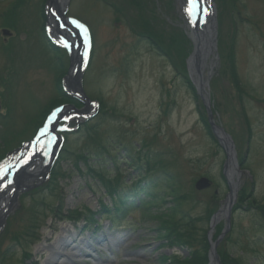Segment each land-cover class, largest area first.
<instances>
[{
    "label": "rangeland",
    "instance_id": "rangeland-1",
    "mask_svg": "<svg viewBox=\"0 0 264 264\" xmlns=\"http://www.w3.org/2000/svg\"><path fill=\"white\" fill-rule=\"evenodd\" d=\"M213 2L219 20L215 54L224 58L223 65L219 57L213 60L206 88L217 123L233 139L238 163L246 156L238 164V192L251 193L235 202L219 246L244 264H264V0ZM44 4L0 0V157L12 149L14 157L47 111L63 101L57 95L62 68L42 39ZM66 13L87 24L91 33L81 82L87 96L101 102L88 123L95 133L85 136L81 127L66 135L62 146L70 155L59 162L62 177L52 190L43 179L61 158L52 160L45 173L24 180V186L32 187L17 189L3 223L0 217V264H60L71 257L75 262L67 264H80L98 252L110 264H172L162 259L184 256L188 249L171 232L172 239L162 237L167 231L161 224L172 228L178 221L166 210L179 202L191 218L213 209L212 217L229 190L221 177L225 151L203 125V105L185 78L193 84L187 67L193 51L187 0H70ZM228 45L238 86L228 71ZM104 145L112 148V159L103 156L109 176L121 174L129 185L136 179L132 165L150 170L151 192L159 197L150 211L158 207L167 215L148 216L136 208L117 233L110 231L107 218L98 217L100 229L85 223L83 217L98 209V200L109 204L110 196L96 179L80 174L84 165L77 156ZM202 176L211 186L196 190L194 183ZM224 221H216L214 232Z\"/></svg>",
    "mask_w": 264,
    "mask_h": 264
},
{
    "label": "trees",
    "instance_id": "trees-1",
    "mask_svg": "<svg viewBox=\"0 0 264 264\" xmlns=\"http://www.w3.org/2000/svg\"><path fill=\"white\" fill-rule=\"evenodd\" d=\"M42 17L43 20L45 19L44 9H42ZM43 25L41 27V33H42V39L45 42V44L48 46L49 50L51 51L53 57L55 58L56 62L59 63L60 67L64 71H60L59 75H64L67 70V64L65 62H68V58L66 55L65 50L55 48L50 42L47 40L45 33H44ZM185 36V35H184ZM220 55L221 64L223 65V58ZM225 58L228 61V71L230 72V75L233 79V82L236 86L239 85L236 75V65L234 62V53H233V47L232 45H228L227 51L225 53ZM185 68V67H184ZM186 78V82L188 83L189 88L191 89L192 93L198 98L195 92V88L191 81ZM57 95L61 101L60 103H73L76 106H79L80 103L76 102L74 100H71L62 90L61 87V80L57 82ZM100 102V101H99ZM59 104V103H58ZM101 104V102H100ZM57 105V104H56ZM55 106V105H54ZM53 107V106H52ZM103 113L102 107L99 110V113ZM100 113V114H101ZM200 117L202 119V123L204 124L205 128L207 129L210 136L214 137L211 133V130L209 128V125L206 120L205 110L199 111ZM89 121L83 123L81 125L82 129L79 131L83 135H88V137L92 138L94 135V129L93 126H89ZM80 127V128H81ZM215 139V138H214ZM101 148L97 152H90L89 150L85 151L84 153H78V159L79 162H82L84 165V169L78 168V171L81 175H89L96 179V185L102 187L104 189V192L106 195L110 196V204L103 203L101 199H99V208L95 213L88 211L89 215L84 216V220L89 224L95 225L96 229L99 227V222L96 218V216L100 217H106L111 221V223H116L118 220H123L125 216L130 213L132 210L136 208H140L142 210H147L148 216H152L157 213H163L167 215V213L171 216L178 217L177 224L174 225L172 228L168 224H161V227L165 229L167 232L162 237L165 239H172V236H169L168 234L171 232L173 235V238L177 239L182 246H185L188 249V253L184 256H171L162 259V261H170L172 264H208V249H209V243L207 238V231L209 228V219L213 213V209L208 210L203 216L198 217H190L188 216V213L181 209L179 206V202L175 204L174 206L167 209V213L165 211L160 212V208H156L155 212L150 211L151 208L156 206V202L158 201L159 197H156L151 192V187L153 186L154 182L153 180H150L149 174L151 173L149 169H142L144 171H140L139 165H133L132 167L134 169H137L138 173L136 175L135 181L132 180V183H130L126 188H121L125 182L121 177L117 175L115 176H109V170L107 169V160L103 158L105 156L109 160L112 159V148H109L107 146H99ZM70 151L64 147L61 151V154L59 158V161L55 164L53 169L51 170L50 180L47 181L46 185H48V190H52L55 184L58 182V180L62 177L61 173V166L59 165V162H62V160L65 158L64 154H67L66 156L69 157ZM77 155V154H75ZM66 157V158H67ZM97 157L93 163L90 162L91 159H94ZM241 158L239 160L240 165H242L245 162V158ZM103 159V160H102ZM105 159V160H104ZM116 159V158H114ZM116 160L113 161V164L115 165ZM120 167L118 168V170ZM136 171V172H137ZM118 176V177H117ZM117 177V178H116ZM221 177L224 179L223 175L221 174ZM114 178V182H111ZM45 185V186H46ZM94 189V188H93ZM95 191V189H94ZM251 196V193H246L241 189L238 194L237 204L242 201L246 200ZM183 198V196L181 197ZM253 201V200H252ZM255 202V201H254ZM237 209V206L235 205L233 207L234 210ZM263 209V208H261ZM71 214L76 215L77 217L80 216V212L72 211ZM262 213L264 215V212L262 210ZM154 217V216H153ZM74 218V217H73ZM223 226L217 225L215 227V232L213 233V238L215 239L219 233L221 232ZM234 228V224L231 228V233ZM230 238V237H228ZM218 254L221 260L222 264H244L242 258L240 256H234L232 252L224 249L223 245L221 244L218 248Z\"/></svg>",
    "mask_w": 264,
    "mask_h": 264
},
{
    "label": "water",
    "instance_id": "water-1",
    "mask_svg": "<svg viewBox=\"0 0 264 264\" xmlns=\"http://www.w3.org/2000/svg\"><path fill=\"white\" fill-rule=\"evenodd\" d=\"M57 8V13L59 18L63 21V23L68 27L71 28V26L68 25L67 19L65 18L63 14V9L60 6V3L62 2L64 6H66L67 2L69 0H61V2H58L57 0H47L46 5H49L50 3H54ZM51 11V9H50ZM198 16V17H196ZM194 17H196L197 23L193 26V29L191 31L192 35L199 39V32H198V25L200 24V17L197 15V12H195ZM205 29V32L207 34V40L208 43L203 44V48L205 47H210L211 50H214L215 48V38H216V25H215V20L214 17H211V22L203 26ZM72 31L74 29L71 28ZM61 33L60 31H58ZM198 34V35H197ZM202 48V49H203ZM199 55L198 51V45L195 43L193 40V51L189 58L187 59V67H188V74L190 78L192 79V82L197 90L198 95L200 96L205 109L207 113V119L208 123L212 129V132L216 139L218 140L220 146L224 149L225 154H226V159L224 161L223 165V174L227 180L228 186H229V192L226 195V198L224 200V205L222 208L218 211L219 213L222 211V216L225 219V227L221 234L216 238V240L212 241V231L213 227L216 223V221L219 219L216 217L215 213L211 220H210V230L208 231V241H209V264H221L219 256L217 254V246L219 242L222 240L223 236L226 234L230 227V215H231V208L232 205L236 199L237 195V190L239 188V176L241 174V171L239 170L238 164H237V159H236V152H235V147L233 140L229 136L228 133L224 131L222 127L217 125L213 119V114L209 102V96L206 91H204V87L207 85V79L204 81L203 76H202V70L200 63H197V56ZM76 64H78V53L73 52L70 57V65L68 69L67 75L64 77V82H65V87L68 93H70L73 96H76L78 99L83 101L85 103V106L87 108V104H89V99L85 95L81 83H80V78L79 75L77 74V70H75V73L73 72V68L76 67ZM209 76V73H208ZM76 92H74V91ZM85 109H82L80 112H85ZM69 109H74L75 108L72 105L65 106L63 110L59 113V117H61L65 112H68ZM78 111V110H76ZM232 164V172H230L229 166ZM211 185L210 180L207 177H200L196 182H195V188L198 190L207 188ZM221 216V217H222Z\"/></svg>",
    "mask_w": 264,
    "mask_h": 264
},
{
    "label": "bare ground",
    "instance_id": "bare-ground-1",
    "mask_svg": "<svg viewBox=\"0 0 264 264\" xmlns=\"http://www.w3.org/2000/svg\"><path fill=\"white\" fill-rule=\"evenodd\" d=\"M57 1L60 2L61 0H57ZM191 23L195 25L197 23L196 18L191 19ZM198 29H199L198 30L199 39H197L194 36L192 38L195 41V43L198 45L199 55H197L195 57H197V61L196 62L200 63V65H201V69L200 70H202V75H203V70L206 67L211 65L210 64L211 63L210 56H211L212 50H211L210 47L203 48V44L208 43V40L206 39L207 38V34H206V32L204 30H201L202 28H198ZM208 60L210 61L209 63H208ZM25 153H27V152H25ZM44 168H45V165H42V167L40 169L38 168V170H36V168H35V170L32 173L30 172V173L27 174V179H29L31 177H34L35 175L37 176V175L41 174L40 172L43 171ZM229 169H230V172L233 171L232 170V164H230ZM0 185H1V181H0ZM12 193H13V189H11L10 191L7 192L8 195L3 196V193H1V191H0V216H1L2 212L4 211V209L6 208L7 204L10 202V197H11ZM221 216H222V211L220 213L218 212L216 214L217 218H221ZM75 260L76 259L74 257H71V259L70 260L68 259L66 261V263H65V261H62L60 264H67L68 262H72L73 263V262H75Z\"/></svg>",
    "mask_w": 264,
    "mask_h": 264
},
{
    "label": "snow or ice",
    "instance_id": "snow-or-ice-1",
    "mask_svg": "<svg viewBox=\"0 0 264 264\" xmlns=\"http://www.w3.org/2000/svg\"><path fill=\"white\" fill-rule=\"evenodd\" d=\"M190 2H193V0H190ZM190 11V10H189ZM81 26H83V25H81ZM55 115V114H54ZM7 170L6 169H2V168H0V172H6Z\"/></svg>",
    "mask_w": 264,
    "mask_h": 264
}]
</instances>
